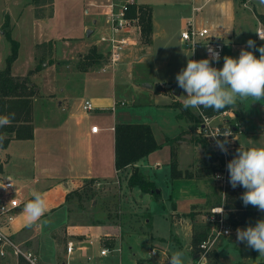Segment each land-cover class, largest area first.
<instances>
[{
    "label": "rangeland",
    "instance_id": "rangeland-1",
    "mask_svg": "<svg viewBox=\"0 0 264 264\" xmlns=\"http://www.w3.org/2000/svg\"><path fill=\"white\" fill-rule=\"evenodd\" d=\"M0 1L10 9V36L19 42L20 55L15 63V65H18V69L15 68V70L24 72L26 68L25 61L30 50L29 42L36 31L40 30V27L35 26L31 18L26 16V9L23 11L26 0ZM46 1V7L42 9L44 14L51 11L49 10L51 9V0ZM64 1L57 0L53 6L54 14L52 15L54 16V20H52L50 26L52 34H60L61 37L78 35L80 33L79 27L84 18L82 0H67L68 2L66 3ZM189 2L190 0H187L184 4L188 5L190 4ZM85 17L88 23L95 28L93 38H100L101 33L97 31V24L92 22L90 16ZM239 19L242 21L238 15L237 25L242 26V22L239 23ZM243 29L244 34H238L240 40L244 42L250 39L255 41L254 48L245 47L244 49L252 51L259 58L260 53L257 49L260 46H264V40L256 37V22L253 21L244 25ZM81 33L83 34L82 30ZM88 37L91 38V35ZM5 39L4 44L6 48L10 47L11 49V43L6 35ZM53 41L54 48L60 47V54L54 56V59L58 62L56 63L57 68L69 70L63 72L56 70V78L45 74L41 78V82L45 84L50 82L51 84V81L55 78L56 84L59 85L58 89L60 86H64L70 90V93L75 98H84L83 100L97 102V96L109 98L113 96L117 101H124V105L118 104L114 109L106 108L105 110H100L93 108L88 111L85 110V113L88 115L87 118L96 121L97 125L113 115L123 121L154 123L161 127L160 132L157 133L159 141L163 137H172L179 133L181 137L180 141H174L173 145L174 149L178 152V164L184 167L183 171H181L192 170L196 172L198 169H204L207 155L199 150L197 142L202 141L205 144L207 141L196 133L197 123L191 121L185 115L179 118L177 116V109L169 106V104L166 105L172 98V102H182L184 95L180 97L172 95L171 89L166 88L164 83L158 84L162 83L168 69L162 62L164 54L162 46L159 43H154L148 47L150 42L142 39V43L134 46L132 50L127 45L121 52V59L112 65L108 64L109 43L107 41H100L98 50L102 58H100L99 63H93L88 67L84 56L95 46L94 44L91 47L86 46L75 49L76 43H73L64 52L60 44L62 41ZM177 47L186 58L190 56V50L184 46L183 42L177 43ZM241 49L239 48V50L234 51L232 55L228 47L224 45L223 56H226L228 53L229 56L238 58ZM147 50L150 52L148 55L138 60L135 59L138 55L147 52ZM40 53L42 55L43 50ZM201 56H203V53ZM187 61L183 64L182 68L186 67ZM222 61L223 58L219 61L218 68H222ZM40 67L42 68L43 64ZM84 68H87L89 71L93 70L94 72L88 74L76 72L78 69L83 70ZM103 68H105V71H103ZM31 76L30 79L33 81ZM234 106L242 122L236 117L230 118L226 123L231 130H234L233 135L236 147H238L237 143L242 138L244 142H250L253 147H264V101L253 102L249 98L243 101L238 100ZM218 120L223 121V124H225V119H222V117L216 119V121ZM243 130L248 133L245 137H243ZM153 155L159 158L161 166L149 171L151 174H154L152 177H154L156 192L157 190L159 192H157V195L152 193L141 194V199L149 206L150 214L147 216L150 218L149 224L145 223L144 220L146 217L145 211L138 212L137 205L129 200L130 197L125 190L123 178H120V182L117 180L103 181L100 184L86 180L81 187L69 194L66 204L69 212L68 219H66L62 211L57 214L61 215L59 226H57L58 230L55 232L57 242H53L52 240L49 242L48 238L41 236L39 258L50 264H62L63 261L73 264L72 258L78 253L76 251L70 256H66L65 254V244L68 238V235L65 233L66 224L94 223L95 225L88 232L94 242L89 246V251L93 256L88 264H137L139 260L144 259L146 260L144 264H167L168 258L173 252L178 250L184 252V264H201L192 256V254L197 255L199 252L196 251V246L193 248L190 227L192 228L195 224L206 225L210 229V234L212 233L214 227H216L215 217L217 216L212 209L221 207L220 203L224 199L223 186L215 178V173L202 176L203 181H200V183L207 188L211 196L203 204H195L190 207L193 202L191 200L195 199L189 196L192 186L171 184V180L168 179V162L171 159V145L163 143V146L155 150ZM0 156L6 158L5 150H0ZM15 167L13 161L7 163L4 171L1 173V177L10 174L13 178H16ZM193 167H195L194 170L192 169ZM194 190L198 194L195 195L196 198L199 197L200 192L198 188L194 187ZM171 192H173L175 204L168 198ZM122 197H127V199L123 200ZM173 207L176 208V212L178 213L188 211L189 209L190 211L184 214L171 213ZM135 219H139V223H136ZM170 221L172 222V228L176 229V231L171 228ZM117 223L122 224L121 227L125 231L136 232H124L121 234L119 227L113 225ZM246 227L239 226V228ZM109 232L116 236L115 245L108 247L110 250L113 249V251L104 256L99 262H95L94 260L99 258L101 247L99 237ZM151 233L152 236L157 238L156 241L155 238H151ZM158 238L165 239L161 241ZM226 239L227 241L230 240L231 244L228 245ZM187 243L190 244L189 248L187 247ZM153 244L160 248L156 249L153 256H151L150 249ZM105 246L107 247L108 245ZM164 255L165 257H162ZM160 258H165L166 260L162 261ZM261 258L263 256L258 251L238 241L237 235L232 233L228 236L221 235L215 240L212 247L206 253L204 264H252L255 259Z\"/></svg>",
    "mask_w": 264,
    "mask_h": 264
},
{
    "label": "crops",
    "instance_id": "crops-1",
    "mask_svg": "<svg viewBox=\"0 0 264 264\" xmlns=\"http://www.w3.org/2000/svg\"><path fill=\"white\" fill-rule=\"evenodd\" d=\"M44 1L46 0L25 1L23 11H25V9L27 10L26 16L31 18L32 23L35 24V26L40 27V30L36 31L35 35H33L29 42L30 50L25 61L26 68L24 72H18V70H15V68L18 69V65H15V63L19 58L20 52L11 66L12 74L24 76L37 66V60L39 56H41L40 51L42 52L43 50V54L45 53L47 56L46 61L42 63L43 67L30 74V76L32 75V82L34 83L36 90V94L33 97L34 135L30 139H14L6 148H0V150H5L6 154V158L0 156V179L11 178L15 186L21 190V199L25 201L20 208L16 219L7 229V233L10 234L15 242L21 244L25 248L35 251L37 256L39 255L41 236L48 238L49 242L50 240L57 242V235L55 232L58 230L57 226H59L58 224L61 220V215L57 214L62 211L64 212L63 214H65L66 219H68L69 212L66 204L69 194L81 187L86 180L94 179L97 184H100L103 181L109 182L117 180L120 182V178H123L125 181V190L130 197L129 200L137 205L138 212L145 211V223H150V218L147 217L150 214L148 209L149 206L141 199V194L148 192L142 191L137 186L133 188L127 187V179L132 172V166H128L122 170H117L115 167L114 127L117 122L129 121L119 120L113 115L98 125L100 129L97 132H92L91 127L92 125L97 124V122L87 118L88 115L82 107L84 98H75V96L70 93V90L64 86H60L58 89L59 85H57L55 81L56 70L58 72H63L69 69L63 68L62 70L57 68L56 63L58 62L54 59V56L60 54V47L56 49L53 46L54 44H52L53 47L50 53L48 51V44L54 42L53 40H58L59 42L62 41L60 44L63 49L62 51L64 52H66L70 44L73 43H76V48L74 47L75 49L84 48L86 46L91 47V45L94 44L97 48V52L100 53L98 50V44L100 41H104L102 38H110L114 36L116 38L127 37L129 41L134 43L128 45L130 50H132L134 46L142 43L139 29L133 28L128 32H114L110 27L107 16L103 13L105 5L109 1L118 5L131 1L137 4L149 5L151 7L152 33L148 47L152 46L154 43H159L162 46L164 54L162 62L168 68L164 80L162 83L160 82L158 84L164 83L166 85L167 83H171L174 85L177 84L176 74L182 69V66L187 59H192L191 53L190 56L186 58L177 47V43L179 44L182 42L180 32L188 23H193L199 27L209 28L211 34L221 40L225 47H228L232 55L234 54V51L239 50V48L247 47V42L241 41L238 35L244 34V25L255 21L257 24V32L264 33V26L257 17V14H264V5H260L258 0H190V4L188 5L184 4L187 0H82L84 18L79 27L80 33L78 35L61 37L60 34H52L53 32L50 27L52 20H54V16L52 15L54 14L53 6L57 0L50 1L51 9L49 10L51 11L47 14H44V11L42 10L47 4V1ZM64 2L66 3L68 1L65 0ZM238 15L242 20L240 21L239 19V23L242 22V26L237 25ZM85 16H90L92 22L97 24V31L101 33L100 38H93L95 28L88 23ZM10 17V9L0 1V69L4 65L5 58L10 53V47L7 49L4 44V40L6 39L3 29L5 20H9ZM88 29H91V38L86 34ZM81 30L83 34L81 33ZM256 37L259 38L258 34ZM43 44L44 46L40 48L37 47L38 45ZM44 49L46 50L45 52ZM201 52L199 53L200 55L202 54ZM149 53L150 52L147 50V52L138 55L135 59H141ZM227 56H229L228 53ZM200 59H202V56H199L197 60ZM223 63L224 60L222 61V67ZM76 72L79 74H88L94 71H89L87 68H84L83 70L78 69ZM45 74L55 77L51 81V84L50 82L48 84L41 82V78H43ZM171 94L173 95V93ZM112 97L97 96V102H93V104L96 109H113L112 107L117 100ZM172 100L167 102L166 105L170 104ZM230 109H232L235 116L242 122L235 106L233 105ZM133 123L150 124L158 143H164L167 138H173L180 135L178 133L172 137L166 136L159 141L157 133L160 132L161 127L151 122ZM247 134L248 133L244 131L243 137ZM180 138L181 137L179 136L178 141H180ZM237 145L238 147L242 146L245 149L253 147L250 142H244L243 138L240 139V142L237 143ZM197 146L202 152L206 149L202 141H198ZM154 152L155 151L151 152L134 165L138 167L146 177L155 183L153 180L154 177H152L154 174H151L149 170L159 167L161 164L159 158H157L156 155H153ZM176 155L177 158H179L178 152ZM11 161H13L16 166V178H13L10 174L1 177L5 165ZM168 166V179L171 180V184L174 183L175 185H184L188 187L192 186L190 193L194 195L190 194L189 196L194 197L195 199L191 200L193 202L190 207L195 204H203L209 199L211 196L210 193L207 188L200 183V181H203L202 177L182 176L171 179L170 160ZM178 168L182 171L184 169L183 165L180 164H178ZM194 168L195 167L192 169L194 170ZM194 187L198 188L200 192V196L197 198L195 195L198 194L194 190ZM33 191L41 193L46 207L45 213L40 218V221L29 226L27 214L24 212V205L32 198L31 193ZM168 198L175 204L173 192L169 194ZM122 199L125 200L127 197H122ZM188 211H190V209ZM188 211L178 213L176 212V208L173 207L171 213L184 214ZM227 217L228 213L226 212V218ZM44 221H48V223H44ZM135 221L136 223H139V219H135ZM170 223L172 228V222L170 221ZM93 225L95 224H66L65 233L68 235V238L65 244V254L66 256H70L76 251L78 253L72 258L74 261L73 264H88L89 261L92 260L91 257L93 255H91L92 253L89 251V246L94 242L88 232ZM113 225L119 227L121 234L124 232H136L123 230L121 227L122 224L119 223ZM173 230L176 231V229ZM190 235H193V227H190ZM115 238V234L110 232L101 235L99 237L101 244L100 249L106 247L105 245H108L107 247H110L111 245L114 246L116 241ZM151 238H155L152 236V233ZM156 239L157 238H155V241ZM158 239L162 241L165 238ZM69 241H72L75 245L74 250L70 254L67 251V244ZM230 242V240L227 241L226 239L228 245L231 244ZM187 247H190L189 243H187ZM159 248L160 247L153 244L150 249V255L153 256V254H151L152 250L155 251ZM192 256L197 260L198 254H192ZM162 257H165V255ZM103 258L104 256L99 255V258L94 261L99 262ZM160 259L163 261L165 258ZM39 260L42 264H50L44 262L40 258ZM145 261V259L139 260L137 264L140 262L144 264ZM0 264H19V257H16L12 252H9L6 257L0 258ZM62 264L69 263L63 261Z\"/></svg>",
    "mask_w": 264,
    "mask_h": 264
},
{
    "label": "trees",
    "instance_id": "trees-1",
    "mask_svg": "<svg viewBox=\"0 0 264 264\" xmlns=\"http://www.w3.org/2000/svg\"><path fill=\"white\" fill-rule=\"evenodd\" d=\"M125 16L128 18H137L141 30V38L146 42H150L152 33V17L151 7L145 4L127 3ZM260 22L264 26V14H257ZM4 34L11 43V49L8 56L5 58L4 65L0 69V115H12L13 119L10 125L0 128V135L4 137L0 148H6L8 144L14 139H30L34 135L33 124V97L36 94L35 85L30 79V74L33 71L39 70L40 65L46 61L45 53L38 58L37 66L29 71L27 75L18 76L13 75L11 71L12 63L17 59L19 53V42L10 36V24L6 19L3 24ZM43 45H38L40 48ZM52 43L48 44V51H52ZM46 50L44 49V52ZM51 55V54H50ZM49 58V57H48ZM102 55L97 52L96 46L90 49L89 53L84 56L87 60V66L93 63H99ZM51 62V61H50ZM169 106L177 109V116H187L191 121L198 122L197 110L184 109L182 102L173 101ZM229 106L219 112L213 109H201L206 115L218 114L224 110L230 109ZM115 133V167L117 170L125 169L132 166V172L127 179V187H139L142 191L157 195L156 186L153 181L146 177L138 167L134 164L139 160L149 155L151 152L159 149L163 143H158L155 139L153 129L148 123H133V122H117L114 127ZM180 135L173 138H167L164 143L171 145V159H170V176L171 179L186 177H202L215 173L216 170L221 169L224 163L220 153L211 149L207 143L203 144L206 149L204 153L207 155L204 169L198 171L186 170L182 172L178 168V160L176 150L173 142L178 140ZM236 147L232 150V158L236 155ZM1 171V166H0ZM228 186L225 189V197L221 206L228 213L225 218L226 223L234 229L239 226L254 225L257 220L264 219V212L259 211L256 207L251 205L245 207L243 205L241 196L245 189L241 186L233 188L229 183V173L227 171ZM90 182H95L90 179ZM210 234V229L206 225H193V248L196 246V251L199 252L200 242L207 238ZM195 252V251H194ZM19 264H27V262L19 257ZM139 264H142L141 262ZM252 264H264V256L262 259H255Z\"/></svg>",
    "mask_w": 264,
    "mask_h": 264
},
{
    "label": "clouds",
    "instance_id": "clouds-1",
    "mask_svg": "<svg viewBox=\"0 0 264 264\" xmlns=\"http://www.w3.org/2000/svg\"><path fill=\"white\" fill-rule=\"evenodd\" d=\"M264 5V0H258ZM264 40V33L257 32ZM248 48L255 47V41H247ZM260 56L257 58L252 51L244 48L240 50L238 58L224 56L223 67H213L209 59L187 61L186 67L176 74L178 87L184 90L182 106L184 109H213L219 112L233 106L238 100L251 98L253 102L264 101V46H260ZM213 60L219 61V52L209 48ZM12 115H0V128L11 124ZM231 128L218 131L213 138L216 147L227 154ZM4 137L0 135V144ZM229 173V183L233 188L241 186L245 189L241 199L245 207L251 205L264 212V147H250L237 149L236 155L226 165ZM32 198L24 205L29 226L40 221L45 213V201L38 191L31 193ZM220 210L217 213L222 212ZM48 223V221H44ZM237 240L245 243L249 248L264 256V219L257 220L254 225L236 229ZM184 252L178 250L168 258L167 264H184ZM201 259V258H200Z\"/></svg>",
    "mask_w": 264,
    "mask_h": 264
},
{
    "label": "built area",
    "instance_id": "built-area-1",
    "mask_svg": "<svg viewBox=\"0 0 264 264\" xmlns=\"http://www.w3.org/2000/svg\"><path fill=\"white\" fill-rule=\"evenodd\" d=\"M134 3V2H126L124 4H115L112 1H109L105 5L104 15L107 16V19L110 23V27L114 32L125 31L128 32L131 29H139L140 35V25L138 23L137 18H128L125 16L126 4ZM181 41L184 46L190 50L192 54V59L197 60L199 53L202 51L203 56L202 59H209L212 63L213 67L218 68L219 61L223 58L224 53V45L223 42L217 39L216 36L211 34L209 28L207 27H199L193 23H188L185 25L180 32ZM102 40L107 41L109 43L108 47V64H115L121 59L122 50L127 47V45L134 44L129 41L127 37L116 38L114 36L110 38H102ZM209 48L213 49L215 52H219L220 59L219 61L213 60L211 54L209 53ZM105 71V68H103ZM181 95H186L183 89H181ZM180 95V96H181ZM179 96V97H180ZM124 105V101H115L113 105V109L116 105ZM82 107L84 110L88 111L95 108V105L90 100H84L82 103ZM198 122L196 133L204 138L207 141L209 147L217 152H219L220 156L223 158L224 163L221 169L215 171V178L219 181L220 185H222L223 189V198L225 197V189L228 186L227 180V163L232 159V150L236 148V144L234 141V135L229 136L228 140L230 143L227 144V154L223 153L216 147V139L223 140L224 137L219 136L216 138L211 137L210 135L223 131L228 127L226 123L230 118H236L235 114L232 112V109L224 110L218 114L214 115H206L201 110L197 112ZM219 117L225 119V124L223 121L218 120ZM235 128V127H233ZM100 127L97 124L92 125L91 131L97 132ZM232 133L234 130H231ZM21 190L18 189L13 180L11 178L0 179V258L6 257L9 252H12L16 257H22L27 264H41L39 257L36 252L23 247L21 244L15 242L10 234L7 233V229L16 219L20 208L25 203L23 199H21ZM224 200V199H223ZM222 212H219L222 210ZM212 211L217 214L215 217L216 227H214L210 236L203 239L199 244V253L197 256V261L201 264H204L206 261V253L212 247L215 240L219 236H228L232 233H236V230L229 226L226 221V211L223 206L218 208H213ZM75 248V245L72 241H69L67 244V251L70 254ZM108 247H103L100 249L99 255L106 256L110 252H112ZM155 252L152 250L151 254ZM201 258V259H200ZM98 264H108V263H98Z\"/></svg>",
    "mask_w": 264,
    "mask_h": 264
},
{
    "label": "water",
    "instance_id": "water-1",
    "mask_svg": "<svg viewBox=\"0 0 264 264\" xmlns=\"http://www.w3.org/2000/svg\"><path fill=\"white\" fill-rule=\"evenodd\" d=\"M86 34L87 35H90L91 34V29H88L87 30V32H86ZM165 87L166 88H170L171 89V92L173 93V95H175V96H177V97H179L180 95H181V88L180 87H178V85L177 84H171V83H167L166 85H165ZM157 192H159L158 190H157Z\"/></svg>",
    "mask_w": 264,
    "mask_h": 264
}]
</instances>
